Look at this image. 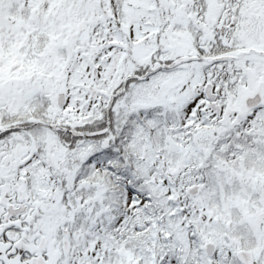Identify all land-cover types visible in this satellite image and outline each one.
<instances>
[{
    "label": "snow or ice",
    "instance_id": "1",
    "mask_svg": "<svg viewBox=\"0 0 264 264\" xmlns=\"http://www.w3.org/2000/svg\"><path fill=\"white\" fill-rule=\"evenodd\" d=\"M0 264H264V0H0Z\"/></svg>",
    "mask_w": 264,
    "mask_h": 264
}]
</instances>
